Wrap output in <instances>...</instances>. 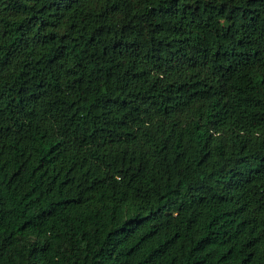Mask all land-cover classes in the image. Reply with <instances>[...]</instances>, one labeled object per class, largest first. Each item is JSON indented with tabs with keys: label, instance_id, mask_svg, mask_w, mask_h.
Masks as SVG:
<instances>
[{
	"label": "trees",
	"instance_id": "1",
	"mask_svg": "<svg viewBox=\"0 0 264 264\" xmlns=\"http://www.w3.org/2000/svg\"><path fill=\"white\" fill-rule=\"evenodd\" d=\"M0 264H264V0H0Z\"/></svg>",
	"mask_w": 264,
	"mask_h": 264
}]
</instances>
